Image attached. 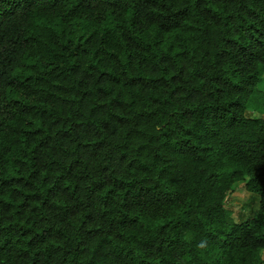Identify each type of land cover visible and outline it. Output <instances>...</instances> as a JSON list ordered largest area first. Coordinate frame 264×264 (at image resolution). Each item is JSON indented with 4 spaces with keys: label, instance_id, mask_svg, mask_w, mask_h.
<instances>
[{
    "label": "trees",
    "instance_id": "1",
    "mask_svg": "<svg viewBox=\"0 0 264 264\" xmlns=\"http://www.w3.org/2000/svg\"><path fill=\"white\" fill-rule=\"evenodd\" d=\"M263 74L264 0H0V264H264Z\"/></svg>",
    "mask_w": 264,
    "mask_h": 264
},
{
    "label": "rangeland",
    "instance_id": "2",
    "mask_svg": "<svg viewBox=\"0 0 264 264\" xmlns=\"http://www.w3.org/2000/svg\"><path fill=\"white\" fill-rule=\"evenodd\" d=\"M255 89L256 92L252 94L245 114L249 117L264 119V74ZM225 205L229 212H231L232 217L240 221L250 217L256 211L258 197L247 192L243 182H237L233 192L228 196Z\"/></svg>",
    "mask_w": 264,
    "mask_h": 264
}]
</instances>
